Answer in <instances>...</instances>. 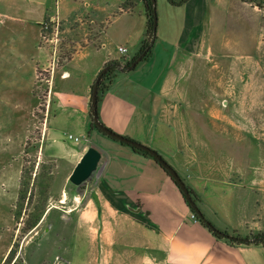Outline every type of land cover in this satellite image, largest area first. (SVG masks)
I'll return each instance as SVG.
<instances>
[{"label":"crops","instance_id":"crops-1","mask_svg":"<svg viewBox=\"0 0 264 264\" xmlns=\"http://www.w3.org/2000/svg\"><path fill=\"white\" fill-rule=\"evenodd\" d=\"M126 1L0 0V52L13 49L35 68L51 66L45 133L53 150L73 165L90 142L104 152L92 185L72 205H63L70 216L86 199L68 234L67 257L56 254V264H264V245L232 244L195 221L179 188L154 159L90 132L94 81L108 62L133 58L146 35L143 1L123 8ZM209 4L160 0L151 54L134 71L114 75L98 105L99 117L114 132L160 153L200 197L202 212L218 229L247 237L264 232V107L252 100V129L243 126L247 117L239 116L242 94L235 109H228V93L245 88L211 75L214 52L219 60L223 56V40L211 33ZM46 23L56 46L43 43ZM4 31L13 38H4ZM120 46L128 48L127 55ZM58 49L64 61L56 60ZM222 68L245 75L242 65ZM57 76L74 77L73 85L56 83ZM217 92L222 105L204 99ZM214 107L222 108L217 115L207 110ZM65 121L77 124L79 133L66 132L60 126ZM243 150L247 160L239 157ZM68 200L64 193L60 203Z\"/></svg>","mask_w":264,"mask_h":264},{"label":"rangeland","instance_id":"rangeland-1","mask_svg":"<svg viewBox=\"0 0 264 264\" xmlns=\"http://www.w3.org/2000/svg\"><path fill=\"white\" fill-rule=\"evenodd\" d=\"M208 1L211 7L208 24L211 33L218 41L223 40V56L220 57L223 60H219L218 51H215L211 75L218 79L225 78L233 85L244 84V93H228V109H235L236 96L242 94L244 113L239 116L242 119L247 117V123L236 125L240 129H243L242 125L252 129V100H259V105L264 107V0ZM159 2L156 0L157 13ZM42 37L43 43L49 42V33H42ZM4 38L10 40L13 36L4 31ZM17 45L20 47L21 44ZM24 55L13 49L8 53L0 52V264H56L59 261L55 259L56 254L67 257L64 247L71 243L68 234L74 232L77 214L86 199L70 216L64 215L66 208L63 205H72L73 202L71 199L62 204L60 198L64 193L69 198L68 177L75 165L63 157L62 152H57L60 151L58 148L53 150L51 139L45 133L46 105L50 101L47 79L51 75V66L35 68ZM65 58L58 49L56 60L64 61ZM228 63L234 68L244 66L245 75H239L237 69H223ZM73 80L74 77H71L62 81L57 76L56 83L64 87L72 86ZM217 93H206L204 99L222 105L221 92ZM255 104V110H258V104ZM220 109L214 107L207 110L217 115ZM60 126L66 132L79 133L78 125L72 121H65ZM102 137L107 138L106 135ZM87 141H90L88 137ZM64 144L70 146L67 141ZM245 151H241L239 157L247 160L246 153H243ZM233 152L237 155V151ZM236 155H230L228 159L234 162L238 158ZM33 160H36V164L32 169ZM218 160H222V157ZM29 180L27 196L32 199L29 201L26 198L22 204L20 192ZM93 182L86 184L79 196ZM51 205L57 207L47 213ZM34 218H37V225L24 231L28 221Z\"/></svg>","mask_w":264,"mask_h":264},{"label":"water","instance_id":"water-1","mask_svg":"<svg viewBox=\"0 0 264 264\" xmlns=\"http://www.w3.org/2000/svg\"><path fill=\"white\" fill-rule=\"evenodd\" d=\"M154 3V13H155V18H154V36L151 41V45L146 48L132 63L123 69L121 66L118 67L119 70L121 71H131L137 67V65L143 61L150 48L154 44L156 37H157V26H158V14H157V5H156V0H152ZM109 68L108 66H105L101 73L97 76L95 80V85L92 91L91 95V109H90V114L92 117V121L95 123L97 128L107 136L132 145L134 147H138L140 149H143L147 152H149L157 161L158 163L164 167L170 176L172 177L173 180H175L176 184L180 187L181 191L185 195L186 201L191 205L193 210L197 213V215L202 219V221L211 227V229L217 233V235L222 236L226 239L232 240L236 239L237 237L232 235V234H226L225 232L214 228L210 221L206 219L204 214L202 213L201 209L199 208L198 204L193 200L192 194L189 191V188L186 184V182L182 179V177L179 175V173L174 169L172 165H170L166 159L162 155H160L157 151L150 149L144 144L134 142L124 135L118 134L114 132L112 129L107 127L105 124L102 123L99 117L98 113V94H99V82L101 79V75L107 71ZM104 158V152L98 145H96L93 142H90L83 150L82 156L80 160L76 163L74 166L71 174L68 177V185H67V193L70 199H76L81 193V189L86 186V184L91 183L92 181L95 180L96 174L100 169L101 162ZM50 225L47 227L46 231L43 233V235L48 231V228Z\"/></svg>","mask_w":264,"mask_h":264},{"label":"trees","instance_id":"trees-1","mask_svg":"<svg viewBox=\"0 0 264 264\" xmlns=\"http://www.w3.org/2000/svg\"><path fill=\"white\" fill-rule=\"evenodd\" d=\"M143 1V4H144V13H145V17H146V35H145V38L143 39L142 43H141V47L138 51L137 54H135V56L133 58H131L130 60L128 61H124V62H121L119 60H115V61H110L106 64V66L109 65V68L107 69V71L105 73H103L101 75V79H100V82H99V94H98V105L99 103L101 102L102 98H103V94L106 92V90L109 88V85L111 84L112 80H113V77L114 75L121 71L118 69L119 66H121L123 69H125L126 67H128L132 61H134L146 48H148L150 45H151V41L153 39V36H154V18H155V13H154V3L152 0H142ZM187 0H183L182 2H186ZM170 2L172 4H181L180 2L179 3H176L174 0H170ZM132 0H127L124 4H123V8H127L129 7L131 4H132ZM158 14V13H157ZM49 28L48 29H45L44 26L42 28V32L43 33H46L48 32ZM157 39V37H156ZM156 41V40H155ZM155 44V42H154ZM154 44L152 45V47L150 48V50L148 51L147 53V56H149L152 52V49L154 47ZM146 56V57H147ZM101 73V72H100ZM94 85H95V81L92 85V91H93V88H94ZM98 113H99V108H98ZM90 132L92 130H97L98 132L102 133L98 128L97 126L95 125V123L92 121V117L90 115ZM103 123V122H102ZM104 124V123H103ZM103 135H106L104 133H102ZM107 136V135H106ZM109 137V136H108ZM127 137L128 139L134 141V142H138V143H141L139 141H136L128 136H125ZM111 138V137H110ZM113 139V138H111ZM115 140V139H113ZM117 141V140H115ZM120 142V141H118ZM121 144L123 145H127L129 147H131L136 153L142 155V156H145V157H149V158H152L154 159L157 163L158 161L147 151L143 150V149H140L138 147H134L132 145H129V144H126V143H123V142H120ZM142 144V143H141ZM148 147V146H147ZM150 148V147H149ZM152 149V148H150ZM154 150V149H152ZM156 151V150H155ZM160 154V153H159ZM161 155V154H160ZM36 164V160H33V166H32V169L33 167L35 166ZM159 164V163H158ZM160 165V164H159ZM161 166V165H160ZM161 168L166 172V174L172 179V177L170 176V174L168 173V171L161 166ZM32 169L30 170V174L32 173ZM30 176V175H29ZM31 178V177H30ZM173 180V179H172ZM174 183L176 184L175 180H173ZM177 185V184H176ZM188 186V185H187ZM30 180L26 182V187L24 189H21V192H20V199H21V202L22 204L24 203V201L26 200V198L29 199V201H31L32 197H28V193L30 191ZM177 187L179 188L180 192L182 193L184 199L186 200L185 198V195L183 194V192L181 191L180 187L177 185ZM189 188V191L190 193L192 194V197H193V200L198 204L199 208H200V203H201V200H200V197L188 186ZM45 191V189H44ZM46 193V192H45ZM187 202V201H186ZM188 203V202H187ZM44 204H42L43 206ZM189 207L191 208L192 212L195 214L197 220L199 222H201V224L203 226H205L206 228H208L217 238H224L222 236H219L217 235V233H215L210 226L206 225L202 219L197 215V213L193 210V208L191 207V205L188 203ZM23 206V205H22ZM201 209V208H200ZM45 210V209H44ZM202 211V210H201ZM203 213V212H202ZM204 214V213H203ZM205 216V215H204ZM207 219V218H206ZM38 221H37V218H34L30 221H28V223L26 224V226L23 228L24 231H28V230H31L32 228H34L36 225H37ZM211 223V222H210ZM211 225L218 229L213 223H211ZM220 230V229H219ZM225 232L226 234H230L229 232L227 231H223ZM236 236L237 238L236 239H232V240H228V242L232 243V244H237V245H250V244H254V245H264V232H258V233H252L251 235L247 236V237H241L239 235H234Z\"/></svg>","mask_w":264,"mask_h":264},{"label":"built area","instance_id":"built-area-1","mask_svg":"<svg viewBox=\"0 0 264 264\" xmlns=\"http://www.w3.org/2000/svg\"><path fill=\"white\" fill-rule=\"evenodd\" d=\"M44 28H45V29H48V28H49V26L47 25V23L44 25ZM48 41H49V42H46V43L53 44V46H56L57 43H58V39L56 38V36L53 37V38H49ZM118 49H119V51H120L122 54L127 55V53H128V48H127V47L120 46ZM67 139H69V140H71V141H74V142H76V143L80 141V137H78V136H76V135H73V134H68V135H67ZM192 218H193L195 221H197V218H196V216H195L194 213L192 214Z\"/></svg>","mask_w":264,"mask_h":264},{"label":"flooded vegetation","instance_id":"flooded-vegetation-1","mask_svg":"<svg viewBox=\"0 0 264 264\" xmlns=\"http://www.w3.org/2000/svg\"><path fill=\"white\" fill-rule=\"evenodd\" d=\"M60 260V259H59Z\"/></svg>","mask_w":264,"mask_h":264}]
</instances>
